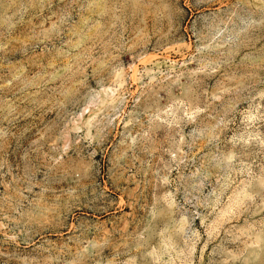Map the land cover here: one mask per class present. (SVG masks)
I'll use <instances>...</instances> for the list:
<instances>
[{
  "label": "rangeland",
  "instance_id": "obj_1",
  "mask_svg": "<svg viewBox=\"0 0 264 264\" xmlns=\"http://www.w3.org/2000/svg\"><path fill=\"white\" fill-rule=\"evenodd\" d=\"M0 264H264V0H0Z\"/></svg>",
  "mask_w": 264,
  "mask_h": 264
}]
</instances>
